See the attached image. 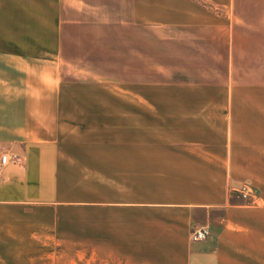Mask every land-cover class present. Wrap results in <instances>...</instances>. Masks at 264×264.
Masks as SVG:
<instances>
[{
    "label": "crops",
    "instance_id": "obj_1",
    "mask_svg": "<svg viewBox=\"0 0 264 264\" xmlns=\"http://www.w3.org/2000/svg\"><path fill=\"white\" fill-rule=\"evenodd\" d=\"M27 1L43 2L68 19L51 30L56 48L69 47L63 34L74 32L82 43L71 47L91 42L111 52H95L84 59L88 62L105 63L117 52L113 49H125L131 54L127 69L128 62L143 65L145 59L129 50L154 42L164 65L214 66L219 74L210 80L227 81L222 94L228 110L233 91L264 97V0H0V15L12 16L8 6L27 10ZM29 13L38 16L37 9ZM150 32L156 39L151 41ZM118 33H125V40H115ZM1 57L12 64L18 59ZM41 61L52 73L46 87L55 93L53 65L74 61L52 51ZM103 75L96 79L106 80ZM21 77L0 74V153L17 157L0 178V264H264L262 140L231 139L230 121L222 124L225 136L218 140H208L194 125L181 127L187 140H97L96 129L108 130L101 122L91 129L94 140H83L84 119L75 125L78 132L62 122L25 126ZM84 79L75 76L73 84ZM154 91L173 97L191 93ZM137 97L139 102L125 101L126 114L148 120L151 112L160 113L162 124V114L193 108L167 106L143 93ZM140 122L137 131L148 133L146 121ZM126 128L134 135L133 127ZM89 185L93 189L83 188ZM243 185L252 188L254 199H240L236 191ZM204 227L207 239L192 243L191 232Z\"/></svg>",
    "mask_w": 264,
    "mask_h": 264
},
{
    "label": "rangeland",
    "instance_id": "obj_2",
    "mask_svg": "<svg viewBox=\"0 0 264 264\" xmlns=\"http://www.w3.org/2000/svg\"><path fill=\"white\" fill-rule=\"evenodd\" d=\"M28 3L25 5L28 7L27 10L24 8L22 10L12 9L8 6L12 16H6L3 13L0 15V74L15 72L22 75V80L19 83H21L22 88L21 100L25 105L22 112L23 125L28 126L37 123L38 126H45L47 122L46 124L50 127V123L54 122V125L59 127V125L62 126L60 123L62 122L64 123L63 126H67L69 130L76 132L77 121L84 119L85 128L81 129L83 140H94L91 138L93 136L91 129L99 122L109 131L112 129H109V126H113L114 129L112 132L103 128V130L96 129L97 132L100 131L96 134L97 140H174V137L176 140H187L186 133L181 127L194 125L200 127V131H204L205 134L203 135L208 137V140H218L225 136L222 124L225 121H230L229 137L231 139L235 141L262 140L264 142V112L254 111V109H264V97L261 95L262 98L251 91H233L235 96L231 97L233 102L231 101V109L228 110L230 106L224 96L227 81L220 78L215 81L210 80H213L214 74L216 76L219 74L214 66L182 65L181 68L175 69L177 66L164 65L158 57L159 50L154 45L156 43L151 42L152 37L156 39L157 34L151 32L150 48L129 50L133 51L132 56L134 58L139 56L145 59L143 65H139L137 62L131 65L133 63L128 62L130 65H127L129 67L127 69L126 62L128 59L131 60V54L125 49H113L117 52H113V58H105V63H98L97 59H90L88 62L84 59L92 58L95 52H99L98 56H104L106 53L111 54V52L108 49L93 48L91 42L84 44L87 47L84 45L80 48L71 47L72 42L79 41L82 43V36L81 39H78L74 32L63 34L69 47L56 48V34L55 37L52 36L51 30L57 23L68 21V19L58 17L55 9L49 10L43 2H37L36 6ZM30 8L32 10L37 9L38 16L31 15L29 13ZM69 20L73 22L77 20V23L82 22L73 17H70ZM115 36L119 38L115 39L112 36L108 40H125L126 38L125 33H118ZM47 40L51 50H45ZM46 51L47 56L52 51L59 58L63 57L74 61L69 65H53L55 93L46 87L45 78L52 76L49 67L41 61L46 58ZM102 51H104L103 54ZM2 55L16 56L18 58L16 64H12L13 61L8 63L2 59ZM19 58H21L20 61ZM77 59H79V64L75 63ZM132 61L136 60L133 59ZM101 73L104 74L106 80L96 79V77H100ZM75 76L85 79L73 84ZM58 86L62 91V95L59 94V97H57ZM126 86H130V92L135 94L128 92ZM165 87L190 89L191 93L184 92L181 97L174 96L176 97L174 98L173 94L169 96L168 93L154 91V89H164ZM198 89L204 92L195 95L197 93L194 92H198ZM219 92L221 93L219 94ZM138 93L151 96V100L164 101L167 106H172L175 103L185 106L192 105L193 108L186 107L187 114H180L178 111L162 114L166 116V123L164 122V124L161 123L160 113L156 112H151L148 120L144 115V119H141V114H130L129 117L124 110L125 101L139 102ZM158 95H166L167 97ZM113 98H117L119 101H113ZM101 106L106 107L108 111H100ZM137 115H140L139 118ZM143 120L144 124L146 121L145 125L149 128L148 133L137 131L139 130L137 126H142L140 121L143 122ZM248 120L255 121L257 124L254 127H246L245 124H248ZM126 127H133L134 135L129 137ZM78 136L80 135L77 133ZM127 137L131 139H127ZM196 140H200V138H196ZM262 148L264 149V144ZM4 153L9 154L7 150H2L0 155ZM259 166H261L259 169L264 168V164ZM90 175L91 173L86 177H91ZM241 187L237 190H240ZM83 188L93 189V185L83 186Z\"/></svg>",
    "mask_w": 264,
    "mask_h": 264
},
{
    "label": "built area",
    "instance_id": "obj_3",
    "mask_svg": "<svg viewBox=\"0 0 264 264\" xmlns=\"http://www.w3.org/2000/svg\"><path fill=\"white\" fill-rule=\"evenodd\" d=\"M17 161V157L16 156H11L9 154H1L0 155V178L2 176V172L4 171V169L10 165L11 163H15ZM238 195L241 199L243 200H251L254 199V195L255 192L252 190V188H250L247 185H244L240 188V190H237ZM209 233L206 227L204 228H199L196 230H193L191 232L190 235V241L192 243H198V242H202L205 241L208 237Z\"/></svg>",
    "mask_w": 264,
    "mask_h": 264
}]
</instances>
